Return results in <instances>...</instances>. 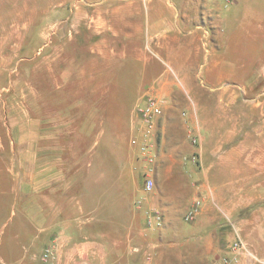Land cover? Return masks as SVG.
I'll return each instance as SVG.
<instances>
[{
  "label": "rangeland",
  "instance_id": "obj_1",
  "mask_svg": "<svg viewBox=\"0 0 264 264\" xmlns=\"http://www.w3.org/2000/svg\"><path fill=\"white\" fill-rule=\"evenodd\" d=\"M259 1L258 11L247 0H170L180 15L164 35L161 18H121L119 0H0V264H44L47 246L58 263L57 236L37 242V222H50L49 209L37 218L38 204L49 207V193L37 200V148L46 165L51 148L63 154L73 182L74 224L58 229L109 250L102 264H217L237 239L264 257V81L242 80L264 63ZM226 36L239 80L217 81L205 65L188 92L177 64L223 59ZM150 95L163 105L153 162L134 135V106ZM151 206L162 224L143 219Z\"/></svg>",
  "mask_w": 264,
  "mask_h": 264
},
{
  "label": "crops",
  "instance_id": "obj_2",
  "mask_svg": "<svg viewBox=\"0 0 264 264\" xmlns=\"http://www.w3.org/2000/svg\"><path fill=\"white\" fill-rule=\"evenodd\" d=\"M91 1V0H89ZM170 0H119L120 4L118 6L117 12H119V16L121 18H144L147 25H150L152 22L151 19L153 18H161L162 20L159 21L160 30L166 35V32L169 28V19L170 18H178L180 15V11L173 10L170 8L169 5ZM246 1V0H245ZM248 3L254 4L259 7L260 1L259 0H247ZM94 3L103 2V0H92ZM155 7H161L160 9H156ZM153 23V22H152ZM151 23V24H152ZM129 25H133L134 22L130 21L127 22ZM148 33H154L153 29H149L147 27ZM157 30V29H156ZM261 32V31H260ZM259 32V34H260ZM249 37L254 36L256 33H252L251 31L248 32ZM190 33L184 34V38L186 42L191 41ZM256 36V35H255ZM254 36V38H255ZM224 41V49L225 53H222L220 57H224L223 59H218V55H215L213 52L210 54L208 64H198V62H194L193 64L181 63L177 64L180 72L175 71L177 80L183 84L187 91H197L198 87L192 85L194 82H200L202 79L199 78L198 71L201 70L205 65L208 70L212 69L218 74L217 81H228L234 82L237 79L236 74H238L239 69H236L235 62L233 60V50L234 47L230 46L229 38L226 36ZM263 38V37H262ZM261 38H259L260 40ZM264 41V38H263ZM264 46V43L262 44ZM258 49V48H257ZM256 49V50H257ZM261 50V49H260ZM189 50L180 51V54H184L185 57H189ZM230 54L232 56H230ZM255 56V55H254ZM257 56V54H256ZM255 56V57H256ZM257 64L260 60L263 59V55L258 54ZM200 65V66H199ZM201 67V68H200ZM198 69V70H197ZM252 72V73H251ZM249 74V78H243L242 80L245 82H249V87H255V85L259 84L260 82L264 81V63H260L259 66H256ZM166 79V78H165ZM241 80V79H240ZM256 85V86H257ZM194 88V89H193ZM197 93H195L196 95ZM233 94V93H231ZM138 104V103H137ZM136 104V105H137ZM134 106V116L137 120L136 129L137 131L134 133L136 138L138 137V149L140 150V145L147 139L145 127L140 120ZM187 114V113H185ZM191 117V116H190ZM189 118V117H188ZM159 120V119H158ZM162 123L164 124V118L162 116ZM137 133V134H136ZM37 136H39V131L37 132ZM38 138V137H37ZM38 145V144H37ZM38 147V146H37ZM42 148L40 147V150ZM52 149V153H49L46 158H48V165L42 164L43 157L45 156L42 152L38 153L37 148V200L41 199L49 193V204L48 208H44L41 203L37 205V218L42 219V216H45V209L48 210V216L50 222L48 224H42L40 221L37 222V242H41L42 239H49V237H55L58 243V251H57V264H102L108 262L109 259V250L104 249L98 242L92 241L89 238L85 237L82 240H73V236H68L64 233V230L58 229L59 227L73 225L74 218L68 214V209L70 211L73 210V201L74 199L72 196H68L70 193L71 186L73 184L70 175L67 170V166L64 167V156L61 153H53L54 149ZM141 152V151H140ZM44 155V156H43ZM23 158V157H22ZM48 166V169H47ZM264 170V167H263ZM155 180L157 183H160L159 173L155 171L154 173ZM245 177H250V175L244 174ZM206 178V175H205ZM204 188L206 187L209 189V183H203ZM38 203V202H37ZM153 207V206H151ZM149 207V208H151ZM147 208V206H146ZM148 208V210H149ZM148 210L145 208H141V213L143 215V219L146 220L148 216ZM165 215H169L168 210L164 207ZM207 213V217H204L205 220H209V224H212L213 221L211 220L212 217L210 215V210L203 206L202 214ZM147 214V216H146ZM80 222V221H79ZM83 221L81 220V223ZM39 224V225H38ZM79 224V223H77ZM44 225V226H43ZM49 235V236H48ZM235 238V237H234ZM235 240V239H233ZM233 241H231L232 243ZM230 243V244H231ZM227 245L226 248H228ZM137 247V246H135ZM130 247L129 253L136 254L138 248ZM257 256H259L257 254ZM136 257V256H135ZM120 259V258H119ZM264 259V257H262ZM120 261V260H119Z\"/></svg>",
  "mask_w": 264,
  "mask_h": 264
},
{
  "label": "built area",
  "instance_id": "obj_3",
  "mask_svg": "<svg viewBox=\"0 0 264 264\" xmlns=\"http://www.w3.org/2000/svg\"><path fill=\"white\" fill-rule=\"evenodd\" d=\"M135 110L145 127L147 136V139L140 145V151L148 161L153 162L154 154L152 153V150L154 142H151V133L155 131L157 121L163 113L162 102L158 97L150 95L145 99V101L139 102L136 105ZM194 141H197L196 137H194ZM154 186L155 180L152 176H148L144 184V189L147 192H150L153 190ZM137 204L138 206H141V200H139ZM200 209L201 199H197L193 207L187 213V219H193L197 216ZM147 217L150 226L160 225L164 219L163 212L156 206L149 208ZM41 259L44 264H55L54 247L47 246L41 256ZM148 259H151V254L148 255ZM254 261L264 262V259L258 257L257 254L252 251L242 239H237L231 244L229 250L219 257L217 264H253Z\"/></svg>",
  "mask_w": 264,
  "mask_h": 264
}]
</instances>
